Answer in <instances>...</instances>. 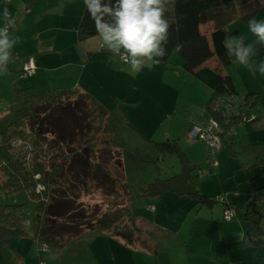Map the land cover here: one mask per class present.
<instances>
[{
  "label": "trees",
  "instance_id": "16d2710c",
  "mask_svg": "<svg viewBox=\"0 0 264 264\" xmlns=\"http://www.w3.org/2000/svg\"><path fill=\"white\" fill-rule=\"evenodd\" d=\"M249 1L175 0L166 13L165 18L172 26L168 55L160 61L165 67H173L169 62L174 53L181 59L182 69L189 73L216 58L213 94L207 103L210 115L214 97L239 93L232 76L225 71L235 57L226 54L221 42L226 35L243 36L228 26L238 16L247 26L255 18V8L246 14H237V7ZM205 22L208 25H202ZM94 36L99 34L84 6L76 37L84 41ZM177 44L183 45L179 53L175 51ZM257 50L259 60H264V45L259 42ZM95 115H99L97 124L92 122ZM243 123L237 125L236 133ZM118 124L116 113L86 92L69 88L41 92L31 87L15 90L12 102L0 113V190L13 197V201L0 204L2 264H24L16 244L26 236L36 239L39 249L47 251L62 249L69 240L88 229L117 236L131 247L154 252L156 246L142 235L144 218L135 211V202L152 201L165 192L189 197L195 205L219 203L222 207L218 201L222 195L206 196L200 192L197 167L176 139L154 141V146L157 153L175 154L179 170L165 178L156 176L139 194L130 193L123 161L113 142ZM92 190H101L111 200L103 207L81 199L85 192ZM118 196L121 202L116 201ZM263 200L264 195L256 191L243 210L223 202L234 210V216L237 214L249 221L256 235L254 242L258 244L264 243ZM153 230L162 229L153 227Z\"/></svg>",
  "mask_w": 264,
  "mask_h": 264
},
{
  "label": "crops",
  "instance_id": "0c3cea01",
  "mask_svg": "<svg viewBox=\"0 0 264 264\" xmlns=\"http://www.w3.org/2000/svg\"><path fill=\"white\" fill-rule=\"evenodd\" d=\"M83 1L0 0V27L5 22L3 19L5 8L12 17L18 18L16 21H19V15H22L23 19L30 22L15 23L16 29L14 27L10 31L13 36L21 38L12 50L13 62L8 63L6 71L9 72L8 80L3 81L10 87L11 97L15 90L21 87H31L36 92L69 88L89 93L108 106L100 94L111 99L125 98L128 92L137 91V88L133 87L136 80L143 82L146 93L153 90L158 97H163L172 90L168 89L171 84L167 81L171 75L175 78L195 76L202 93L205 94L207 88L211 87L204 108L199 113L181 112L182 114L173 118L172 123L180 127L177 128L180 148L189 161L194 163L197 169L202 170L203 175L207 174L208 170L219 168L211 167L209 161L205 162V158L207 159L205 142L194 141L195 138H190L187 133L189 127L203 126L207 122L209 116L207 103L213 94L215 81L213 64L207 63L198 67L194 73H189L182 69L181 59H175L174 67L178 69L165 67L160 62L151 67L146 65L139 73H135L131 70L130 64L113 55L106 47L103 46L105 50L99 51L97 49L99 43L93 44L90 41L97 36L84 41L77 40L76 29L85 6ZM24 6H31L26 12L27 17L21 13ZM247 28L245 23L237 25L240 33L248 31ZM248 32L249 34L245 32L247 38L248 36L253 38L254 50H257L259 41L250 31ZM98 42L103 45L101 38ZM84 53L102 54L101 57L105 60L93 62L89 66L92 55L84 62ZM16 55L19 56L18 59ZM30 57L33 58L35 65L34 74L20 77L19 72ZM233 62L237 64L232 70L233 73H230L235 90L252 95L251 112L254 118L239 125L235 135L225 137L217 153V162L223 147L232 153L237 152L236 148L239 147L249 155V163L247 167H244L243 163H236L238 170L236 169L232 175L235 184L229 188L224 189L218 173L221 187L219 191L215 192L207 182L199 180L198 188L206 196L222 195L231 207L243 210L252 193L260 191L264 195V74L258 70L260 60L256 54L251 57V62L257 65L253 70L240 65L236 60ZM205 66L207 70L203 68ZM153 74L156 76L153 81L155 86H151ZM12 100L13 98L11 102ZM132 101L134 104V99ZM6 107L0 111H4ZM141 206V209L138 206L137 213L144 218L142 227L146 237L156 246L154 252L131 247L117 236L89 229L69 240L62 249L40 250L37 240L30 236L22 238L16 245L22 253L24 264H264V243L254 242L256 235L249 221L237 214L229 221L223 220L222 207L219 203L195 205L194 200L189 197L165 192L155 201L143 202ZM261 210L264 235V200L261 203ZM153 227L162 230L156 231ZM72 242L74 246L70 251L68 246ZM28 255L36 258L37 263L36 261L30 263Z\"/></svg>",
  "mask_w": 264,
  "mask_h": 264
},
{
  "label": "rangeland",
  "instance_id": "374dc122",
  "mask_svg": "<svg viewBox=\"0 0 264 264\" xmlns=\"http://www.w3.org/2000/svg\"><path fill=\"white\" fill-rule=\"evenodd\" d=\"M24 7L25 8L22 9L21 13L24 14V17H27L26 12L31 9V6ZM254 8L257 10L255 19L258 21L264 20V2H261V0H251L246 4L239 5V7H237V14H246ZM19 16V21H16L18 19L16 18L15 23H30L28 20L26 21V19H23L22 15ZM208 23L209 22H205L202 25H208ZM231 23L232 24L228 27L230 29H237L238 23L245 22L238 16V18L231 21ZM4 24L5 22H3L2 27L4 26ZM14 29H16V27ZM248 31H242L241 35H244L247 43L254 44V40H252V37L248 36L247 38L246 33L249 34ZM98 40H100V36H97L90 41L93 44L99 43V46L97 47L99 51L105 50L101 46V42H98ZM84 55V62H86L85 60L89 58L90 55H92V58L90 60L91 63L89 64V66L93 62H102V60H105V58L102 59V54L84 53ZM16 57V59L19 58L18 55H16ZM175 59L180 60L179 56L174 53L170 57L169 64L173 65V68L178 69V67H174ZM215 59L216 58L214 56L206 63L214 64ZM11 62H13V59H11L9 63ZM236 67V62H233L225 68V71L229 74L231 72L233 73L232 70ZM203 68L206 70L208 69L207 66ZM34 71L35 68L33 72L28 76H32L34 74ZM104 71L108 74L106 70ZM8 75L9 72L0 73V109L8 106L11 102V98H13L11 97L10 87H7L5 82H3L5 80H8ZM152 77L153 78H151V86H155L156 84L153 81L154 77L156 76L153 74ZM167 81L171 84V87H168V89L172 90L171 92L168 91L163 97H158L153 90H149L148 93H146L145 89L143 88V82H139L137 80L133 85L134 88H137V91L132 93L128 92L125 95V98L123 97L121 99H111L110 97H107V95L100 94V96H102V98L105 100L104 102H106L108 106L103 102H100V104H102L107 110L116 113V115L118 116L119 124L116 128V131L114 132L113 142L123 161L128 189L130 193L134 195L139 194L146 186V183L153 180L156 176L165 178L179 170L177 156L173 153L168 152L157 153L155 150L154 141H165L172 138L177 139V128L180 129V127H176L172 123L173 118L179 116L181 112L193 113L194 111H196L199 113V111L204 108L205 102L207 101L208 96L211 92V87H208L206 93H202L200 90V83L199 81H197L195 76L189 75L186 77L182 76L181 78H175L171 75V78H168ZM133 99L134 104L137 103V105L133 104ZM98 117L99 115H95V117L92 118V122L97 124ZM170 117L172 118L170 119ZM189 128L187 130V133L189 132ZM181 137L186 138L183 136ZM179 140L180 139L178 137V144ZM196 140L202 139L199 137H195L194 141ZM18 142H20V140H18ZM236 149L238 151L232 153L227 148L223 147L222 151L220 152L221 154L219 156V162L217 163V166H215L219 168H215V170L213 169V171H206L207 174L198 178L199 182H207V185L211 189H213L215 192L219 191L221 187L218 181V173L221 178L222 186H225L224 189L229 188V186L231 187V185H233L235 181L232 175L233 172L237 169L236 163H243L244 167H247L249 163V155H247V153L239 147H237ZM205 162L208 163V160L206 158ZM207 169H209V166ZM239 172L241 171H238V173ZM81 199L89 202L90 204L96 202L103 207L106 206V202L108 200H111L110 197L106 198L104 194H102L101 190H92L90 192H85L81 196ZM115 199L117 202H121V198H119V196L115 197ZM11 201H13V197H11L10 195H5L0 190V204ZM143 202L148 201H145V199H138L135 202L136 212H139L138 206H140V209L142 208L141 205L143 204ZM142 235L146 234L143 232ZM73 246L74 244L72 242L68 246V249L71 251ZM35 259L31 258L28 255V261L30 263L32 261H36L37 263V260Z\"/></svg>",
  "mask_w": 264,
  "mask_h": 264
},
{
  "label": "clouds",
  "instance_id": "9594fccd",
  "mask_svg": "<svg viewBox=\"0 0 264 264\" xmlns=\"http://www.w3.org/2000/svg\"><path fill=\"white\" fill-rule=\"evenodd\" d=\"M84 3L102 46L130 64L133 72L139 73L146 65L158 64L168 55L172 25L165 16L175 0H115V3L113 0H84ZM3 19L5 24L0 27V73L7 71L12 50L21 40L10 32L15 27V18L7 8L3 10ZM248 28L264 45V20L252 18L248 21ZM221 43L226 54L235 57L240 65L249 70L257 67L251 62V57L258 55V50H254L253 43H246L244 36L226 35ZM182 48V44H177L175 51L179 53ZM258 70L264 74V60L260 61Z\"/></svg>",
  "mask_w": 264,
  "mask_h": 264
},
{
  "label": "built area",
  "instance_id": "2783aa9c",
  "mask_svg": "<svg viewBox=\"0 0 264 264\" xmlns=\"http://www.w3.org/2000/svg\"><path fill=\"white\" fill-rule=\"evenodd\" d=\"M4 1L9 2L10 0ZM34 68L33 58L30 57L23 64L19 72L20 77L28 76ZM250 103L251 98L243 93L217 95L210 103L211 115L205 125H193L189 129L188 135L190 138L199 137L205 142L207 160L210 162L211 167L214 168L218 163L217 153L222 146L223 138L235 135L236 127L240 122H246L254 118V114L250 112ZM197 173L200 176L203 175L201 169H197ZM218 201L222 203L223 218L226 221L231 220L234 216V210L223 203V197H218ZM44 248L46 249V246Z\"/></svg>",
  "mask_w": 264,
  "mask_h": 264
}]
</instances>
